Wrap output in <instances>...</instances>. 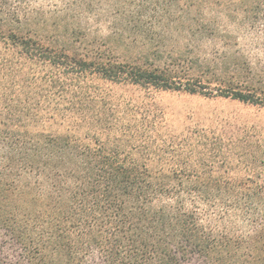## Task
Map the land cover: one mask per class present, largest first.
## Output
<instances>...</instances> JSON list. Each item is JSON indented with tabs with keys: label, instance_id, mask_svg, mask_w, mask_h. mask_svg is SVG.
<instances>
[{
	"label": "trees",
	"instance_id": "1",
	"mask_svg": "<svg viewBox=\"0 0 264 264\" xmlns=\"http://www.w3.org/2000/svg\"><path fill=\"white\" fill-rule=\"evenodd\" d=\"M2 1V68L28 62L71 85L97 78L264 109V58H254L255 48L237 36H225L234 44L227 40L222 56L182 72L122 60L112 50L80 54L46 46L12 27ZM246 11L253 27L264 4ZM21 103L5 105L17 125L0 126V264H264V184L210 171L205 177L186 159L172 176L154 175L149 157L138 156L146 147L107 136H32L22 125L30 111ZM201 197L220 207L208 223L196 206Z\"/></svg>",
	"mask_w": 264,
	"mask_h": 264
},
{
	"label": "rangeland",
	"instance_id": "2",
	"mask_svg": "<svg viewBox=\"0 0 264 264\" xmlns=\"http://www.w3.org/2000/svg\"><path fill=\"white\" fill-rule=\"evenodd\" d=\"M257 2L264 4V0H4L2 4L13 28L46 46L80 54L112 50L122 60L186 72L195 61L227 52L224 43L234 41L225 36H237L242 46L255 48L254 58H264V16L253 27L246 19V10ZM187 5L190 11H184ZM0 69V126L15 127L5 105L21 100V108L30 111L22 125L32 136L44 133L72 141L107 136L124 145L146 147L138 156L149 157L154 175L172 176L174 169H180L179 160L186 159L205 177L210 171L213 176L243 175L264 184L263 108L97 78L71 85L64 76L60 79L67 83L55 81L57 72L49 67L28 62L7 63ZM48 93L50 98H44ZM198 202L200 218L213 221L218 203L203 197Z\"/></svg>",
	"mask_w": 264,
	"mask_h": 264
}]
</instances>
